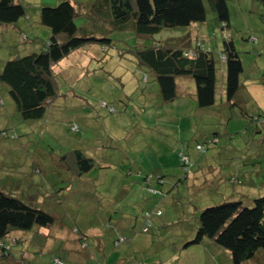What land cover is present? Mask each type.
<instances>
[{"label":"rangeland","instance_id":"rangeland-1","mask_svg":"<svg viewBox=\"0 0 264 264\" xmlns=\"http://www.w3.org/2000/svg\"><path fill=\"white\" fill-rule=\"evenodd\" d=\"M21 1L29 17L0 23V72L7 60L50 38L39 8L61 0ZM204 1L207 18L191 29L216 58L217 101L210 110H200L192 83L163 101L154 73L122 53L135 41L132 31L115 32L105 49L89 43L57 62V95L40 119H24L0 82V188L57 217L50 226L12 232L0 264L232 263L214 242L183 245L206 206L264 194V11L260 0H227L230 23L222 29ZM226 37L244 66L232 103L221 60ZM75 149L95 158L82 176L63 165L62 156ZM160 172L166 181L153 180L155 191L144 179ZM146 213L151 225L145 232ZM175 250L180 254L172 259ZM245 264H264V249Z\"/></svg>","mask_w":264,"mask_h":264},{"label":"trees","instance_id":"trees-1","mask_svg":"<svg viewBox=\"0 0 264 264\" xmlns=\"http://www.w3.org/2000/svg\"><path fill=\"white\" fill-rule=\"evenodd\" d=\"M260 2L264 11V0ZM208 3L217 24L222 29L229 26L227 0H208ZM39 12L40 22L51 29L50 38L41 40L38 50L7 60L0 72V82L8 86L24 119L42 118L56 97L53 66L57 62L89 43L101 44L105 49L113 45L115 32L127 31L136 34L135 41L123 48L122 53H129L154 73L163 101H173L178 96V77H190L195 84L194 98L199 108L216 104V58L213 50L191 29L192 24L207 18L204 0H61L55 5H41ZM24 16L29 17L28 8L21 0H0V23L15 24ZM78 17L84 19L81 24L76 21ZM180 27L183 31L180 34L156 36L162 30ZM252 37L251 40L257 38ZM221 60L226 64V100L232 103L242 86L244 72L240 52L232 38L223 39ZM69 153L62 156L63 165L74 175L82 176L94 167L95 158L81 149ZM184 157L181 155L185 165ZM165 176L164 172L156 176L148 174L144 180L149 188L157 191L155 186L163 185ZM153 180L156 185L152 184ZM56 218L53 212L0 188V251H8L5 239L12 232L47 227L55 223ZM145 219L146 232L151 225L149 213L145 214ZM208 242L228 250L232 264L255 259L258 250L264 249V194L248 202L239 198L203 208L195 235L184 246Z\"/></svg>","mask_w":264,"mask_h":264},{"label":"crops","instance_id":"crops-1","mask_svg":"<svg viewBox=\"0 0 264 264\" xmlns=\"http://www.w3.org/2000/svg\"><path fill=\"white\" fill-rule=\"evenodd\" d=\"M256 37V36H255ZM257 39V38H256ZM177 81H178V87H180V86H182V85H185V83H192L193 84V86H195V84H194V82H193V80L190 78V77H178V79H177ZM242 87V86H241ZM241 87H240V89H241ZM226 102H229L228 100L226 101ZM226 102H222V106H227V104L228 103H226ZM229 103H231V102H229ZM216 105V104H215ZM214 105V106H215ZM214 106H212V107H214ZM212 107H209V108H205V109H200V110H204V111H206V110H210V109H212ZM231 175V174H230ZM166 177V176H165ZM165 179V181H166V178H164ZM255 185V184H254ZM239 198V197H238ZM242 199V198H241ZM252 199V198H251ZM251 199H249V200H251ZM197 224H198V221H197V223H196V226H197ZM180 229H183V227H181ZM178 235H180V234H178ZM182 235V234H181ZM177 236V235H176ZM187 236V235H186ZM189 239H191V238H188L186 241H188ZM185 241V242H186ZM184 242V243H185ZM208 245H206V248H208V247H210V246H213L212 245V243L211 242H208L207 243ZM183 247L184 248H186V246H184L183 245ZM205 248V249H206ZM213 248H215L214 250H216L215 252H218V249L216 248V247H213ZM174 249H176V247H174ZM187 249V248H186ZM220 250V249H219ZM221 252H224V251H221ZM230 253V252H229ZM176 254H180V253H178V251L177 250H175L174 252H173V255L174 256H171L172 257V259L173 258H176ZM179 256V255H178ZM231 256V255H230ZM179 259H181L180 257H178ZM232 260V259H231ZM169 262V261H168ZM170 263V262H169ZM163 264H166V262L164 263L163 262ZM232 264V263H231Z\"/></svg>","mask_w":264,"mask_h":264},{"label":"built area","instance_id":"built-area-1","mask_svg":"<svg viewBox=\"0 0 264 264\" xmlns=\"http://www.w3.org/2000/svg\"><path fill=\"white\" fill-rule=\"evenodd\" d=\"M252 38H253V39H255L256 37H255V36H253ZM145 229H146V228H145Z\"/></svg>","mask_w":264,"mask_h":264}]
</instances>
